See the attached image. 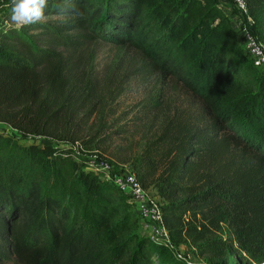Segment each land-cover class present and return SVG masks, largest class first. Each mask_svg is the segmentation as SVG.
I'll list each match as a JSON object with an SVG mask.
<instances>
[{
    "label": "trees",
    "instance_id": "16d2710c",
    "mask_svg": "<svg viewBox=\"0 0 264 264\" xmlns=\"http://www.w3.org/2000/svg\"><path fill=\"white\" fill-rule=\"evenodd\" d=\"M247 5L264 42V0ZM53 15L67 18L7 30L10 8L0 15V122L57 142L0 131V264H187L140 232L118 185L77 159V141L91 154L108 139L72 130L93 95L67 53L95 40L135 46L212 115L192 129L166 124L131 158L162 199L171 240L193 250L195 264L235 254L234 264H263L264 69L219 0H48L44 17Z\"/></svg>",
    "mask_w": 264,
    "mask_h": 264
},
{
    "label": "rangeland",
    "instance_id": "374dc122",
    "mask_svg": "<svg viewBox=\"0 0 264 264\" xmlns=\"http://www.w3.org/2000/svg\"><path fill=\"white\" fill-rule=\"evenodd\" d=\"M225 1L232 5L233 16L230 20L242 46L244 38L239 26L240 20L243 25L246 20L233 2ZM1 4L2 1L0 15L4 7ZM52 18L64 20L67 16H46L44 20ZM67 56L69 61L76 63L75 70L86 72L89 83L85 85L89 86L93 95L89 104L77 113L74 123L76 121L78 125L72 130L79 129L77 133L82 138L92 135H98L101 139L108 138L101 146L93 143V147L98 148L117 168L132 167L131 158L148 141L158 137L166 124L192 129L198 124L208 125L213 120L208 108L196 95L180 81L159 71L148 57L131 44L95 40L88 43L86 51L75 50L67 53ZM9 126L5 129L0 124V131L13 133V128L10 126L9 130ZM225 134L226 131L221 133L222 136ZM14 136L22 137L18 134ZM20 140L27 144L57 143L42 136ZM232 147L237 149L233 141ZM182 248L186 254L192 255L194 261L198 259L187 245ZM238 256H230L228 264L238 262Z\"/></svg>",
    "mask_w": 264,
    "mask_h": 264
},
{
    "label": "built area",
    "instance_id": "2783aa9c",
    "mask_svg": "<svg viewBox=\"0 0 264 264\" xmlns=\"http://www.w3.org/2000/svg\"><path fill=\"white\" fill-rule=\"evenodd\" d=\"M230 1L234 3L239 9L241 16L246 20L244 25L240 20L239 26L244 38L242 48L245 55L255 66L264 68V42L260 40L253 29L254 18L249 12L247 0ZM1 5L2 7L4 6L3 4ZM9 130H11V127ZM13 130V133L9 131L11 135H20L14 128ZM74 149L77 152V159L82 157L85 160L86 169L98 173L105 181L118 185L122 192L125 193L138 214L142 234L169 246L187 264H195L196 260H193L191 254L185 253L182 248L183 245H177L171 240L163 217L161 197L152 189L146 188L141 184L133 167L117 168L109 158L101 155L98 151L91 154L84 153L81 151L82 147L78 141L74 144Z\"/></svg>",
    "mask_w": 264,
    "mask_h": 264
},
{
    "label": "clouds",
    "instance_id": "9594fccd",
    "mask_svg": "<svg viewBox=\"0 0 264 264\" xmlns=\"http://www.w3.org/2000/svg\"><path fill=\"white\" fill-rule=\"evenodd\" d=\"M4 6L10 8L9 19L5 21L7 30L9 23L17 27L42 23L48 0H10Z\"/></svg>",
    "mask_w": 264,
    "mask_h": 264
},
{
    "label": "crops",
    "instance_id": "0c3cea01",
    "mask_svg": "<svg viewBox=\"0 0 264 264\" xmlns=\"http://www.w3.org/2000/svg\"><path fill=\"white\" fill-rule=\"evenodd\" d=\"M219 5L223 8V10L225 11V13L227 14V16L232 19V5L229 3V1H225V0H221L219 1ZM237 35H238V32H237ZM239 38V36H238ZM0 124H3L5 127L8 128V124L5 123V122H0ZM10 127V126H9ZM16 130V129H15ZM17 131V130H16ZM19 133V131H17ZM141 232V231H140ZM186 246V245H185Z\"/></svg>",
    "mask_w": 264,
    "mask_h": 264
}]
</instances>
